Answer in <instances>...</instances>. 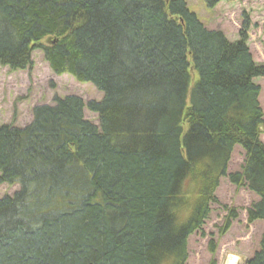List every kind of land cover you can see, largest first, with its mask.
<instances>
[{"label":"trees","instance_id":"1","mask_svg":"<svg viewBox=\"0 0 264 264\" xmlns=\"http://www.w3.org/2000/svg\"><path fill=\"white\" fill-rule=\"evenodd\" d=\"M250 27L246 15L231 42L186 0H0L1 65L32 69L41 49L103 93L87 105L99 125L74 95L34 107L24 128L0 125V185L20 186L0 197V264H186L222 177L258 196L248 221H264ZM236 146L245 162L228 174ZM260 247L245 264H264V235Z\"/></svg>","mask_w":264,"mask_h":264},{"label":"rangeland","instance_id":"2","mask_svg":"<svg viewBox=\"0 0 264 264\" xmlns=\"http://www.w3.org/2000/svg\"><path fill=\"white\" fill-rule=\"evenodd\" d=\"M186 3L208 29L222 31L231 42L239 40L247 15L251 22L248 46L255 62L264 65V0H224L213 8L202 0H186ZM44 43L50 44L51 41L45 39ZM32 58V69L12 71L0 64V125L24 128L33 121L34 107L55 105L58 97L69 95L80 97L86 105L85 118L99 125V115L89 110L87 105L91 101L100 102L103 93L90 82H80L67 73H55L41 49L34 50ZM255 82L261 87L260 103L264 111V77L256 78ZM262 140L264 142V134ZM244 162L245 152L236 146L228 174L241 171ZM19 189L18 184H1L0 197L13 196ZM215 195L217 202L211 204V212L202 231H196L189 237L186 264H245L260 250L264 235L263 220L248 221L247 210L259 198L247 187L231 183L228 177L220 179ZM234 209L238 216L224 231L229 212ZM186 212L180 210L179 215L184 219ZM233 259L234 263H231Z\"/></svg>","mask_w":264,"mask_h":264},{"label":"bare ground","instance_id":"3","mask_svg":"<svg viewBox=\"0 0 264 264\" xmlns=\"http://www.w3.org/2000/svg\"><path fill=\"white\" fill-rule=\"evenodd\" d=\"M230 255V254H229ZM227 258V257H226ZM234 258V257H233ZM235 261H236V258H235ZM231 263H234V259L231 261Z\"/></svg>","mask_w":264,"mask_h":264}]
</instances>
